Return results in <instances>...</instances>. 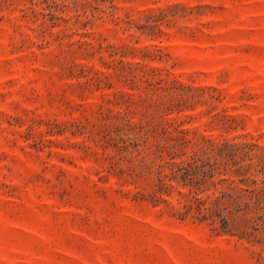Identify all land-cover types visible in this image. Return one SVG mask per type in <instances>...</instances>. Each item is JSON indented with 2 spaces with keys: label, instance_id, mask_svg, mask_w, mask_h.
<instances>
[{
  "label": "rangeland",
  "instance_id": "374dc122",
  "mask_svg": "<svg viewBox=\"0 0 264 264\" xmlns=\"http://www.w3.org/2000/svg\"><path fill=\"white\" fill-rule=\"evenodd\" d=\"M223 143L264 158V0H0V264H264L178 212Z\"/></svg>",
  "mask_w": 264,
  "mask_h": 264
},
{
  "label": "trees",
  "instance_id": "16d2710c",
  "mask_svg": "<svg viewBox=\"0 0 264 264\" xmlns=\"http://www.w3.org/2000/svg\"><path fill=\"white\" fill-rule=\"evenodd\" d=\"M255 147L223 143L211 155L193 156L173 167L169 179L190 186L179 214L239 238L247 233L248 224L255 229L264 226V158L255 157ZM227 171L230 177H218ZM207 181L215 190L202 194Z\"/></svg>",
  "mask_w": 264,
  "mask_h": 264
}]
</instances>
